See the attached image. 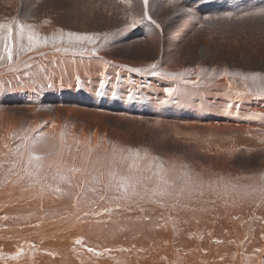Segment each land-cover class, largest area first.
<instances>
[{
  "label": "rangeland",
  "instance_id": "1",
  "mask_svg": "<svg viewBox=\"0 0 264 264\" xmlns=\"http://www.w3.org/2000/svg\"><path fill=\"white\" fill-rule=\"evenodd\" d=\"M111 1L0 0V23H11L14 34L19 21L34 25L41 35L52 36L63 30L65 34L71 31L95 39L94 43L75 42V51L56 52L49 44L35 52L22 54L20 61L29 60V57L32 61L26 65L20 63L14 70L6 58L0 61V113L8 115L4 121L12 125V118L17 123L14 129L20 130L25 123L30 126L33 120L48 118L46 114L54 115L70 133L71 141L65 146L88 152L86 159L89 154L101 155L99 153L106 145L110 152H119L115 158L123 156L128 162L146 160L151 165L157 163L152 157H160L165 167L172 169L170 181L174 180L173 174L183 173L182 185L193 181L195 186L206 190L209 184L222 187L227 183L252 187L254 184L259 185L256 190L260 191L264 187L261 180V174H264V121L247 117L262 112L248 109L237 116L205 112L204 109L193 112L184 106L176 91L169 97L157 93L146 97L141 92L131 90V93L129 90L133 97H140L138 101L129 100L124 86L120 91L108 80L106 87L109 89L106 88L105 92L99 90L98 80L107 75L108 67L131 70L156 64L155 70L186 72L181 77L183 79L194 77L191 72L195 77L200 75L203 78V74L195 72L197 66H201L204 73H212L218 80L228 73L230 84L245 89L243 91L264 87L261 85L264 83V0H151L148 9H144L142 0ZM145 11L156 21L155 25L143 17ZM56 46L71 47L66 35L63 41H57ZM93 48L97 50L95 54L91 53ZM38 52L45 56H37ZM0 54H3L2 41ZM95 56L104 61L88 59ZM86 63L90 65L86 66ZM253 72L261 73L255 81L257 83L250 78ZM133 73L148 76L142 72ZM246 74L249 75L247 80L244 79ZM115 80L119 79L115 77ZM195 83L196 86L201 84L199 81ZM162 84L164 88L168 86L165 82ZM123 93L127 104L123 99L121 101ZM29 94L32 95L30 98ZM162 98L169 102L161 103ZM238 102L244 103L241 98L231 100V103ZM227 118L240 122L230 120L231 125L227 126L204 123L221 122ZM86 137L90 140L85 141ZM14 140L17 142V138ZM121 149L124 150L122 153ZM0 160L3 168L6 164L3 163L13 161V158L3 152ZM262 227L257 228H261L264 235ZM36 246L30 248L37 250L40 245ZM19 248L20 253L27 250L23 244ZM12 252L11 255L0 252V262L33 264L28 256L30 261L17 257L15 260L17 252L15 249ZM40 252L30 251L29 254L37 256ZM89 254L95 260V256ZM114 257L106 255L108 264H118ZM74 261L77 264H98ZM141 261L150 263L148 259Z\"/></svg>",
  "mask_w": 264,
  "mask_h": 264
},
{
  "label": "bare ground",
  "instance_id": "2",
  "mask_svg": "<svg viewBox=\"0 0 264 264\" xmlns=\"http://www.w3.org/2000/svg\"><path fill=\"white\" fill-rule=\"evenodd\" d=\"M39 56L44 57L45 55L43 53ZM82 59H87V57ZM88 59L104 61L96 56ZM31 61V59L26 60V63L21 65H26ZM87 65L90 64L86 63ZM200 67L197 66L195 72L203 74L204 77L202 78L200 75L195 77V73L191 72L194 77L189 79L181 78L185 76L186 72L175 79L167 76L162 78L157 76L154 79L152 75L142 77L123 67L117 68L116 66L115 69L108 67L107 75L102 74V80L105 81L104 88L101 89L99 86L101 80H98V87L99 90L105 91L109 80L112 82V86L116 87L117 85L120 91L124 86L126 97L133 93L131 90H135L134 92L139 94L141 92L146 97L155 93L166 97L162 84L165 82L168 85L166 88L170 87L178 92L184 106L193 112L204 109L205 112L237 116L248 109L264 111V97L257 94L258 88L255 90L250 88L251 91L247 92L243 91L245 89L239 88V86L233 87L230 84L228 73L223 75L222 80H218L212 73H204L205 71L203 72ZM156 71L165 72L160 68ZM50 77L52 76L50 75ZM115 77L119 80L114 81ZM260 80L262 81L261 78ZM154 81L157 82V85ZM186 81H199L201 84L196 86V83ZM161 89L163 90L161 91ZM183 89L185 90L183 91ZM27 96L30 98L32 95ZM122 96L121 101L122 99L125 101L127 98L124 93ZM235 98H241L244 103H231V100ZM133 99L138 101L140 97H133ZM229 105L231 107H228ZM183 110V112H187L185 109ZM233 112L236 114L231 115ZM44 113L46 114L45 111ZM182 113L180 112V114ZM6 114L0 113V154L6 152L13 160L16 159L17 145L22 143L20 137L26 134V130L40 129L39 135H43L46 140L37 143V152L38 154L50 152L52 155L45 160V172H42L38 178L20 179L21 176H24L20 166L15 167L10 173L12 161L4 162L3 164L6 163L4 167H0L2 168L0 170L1 254L3 252L11 255L14 252H12L13 249L17 252L20 249L19 246L23 244L27 250L23 249L17 258L27 261L31 259L33 264H77L75 259L81 260L82 263L94 261L98 264H108L109 258H105L106 255L115 256L114 259L117 258L118 264L119 262L121 264H144L141 259L150 260V263L146 264H264V235L260 232L261 228H257L259 225L263 226L262 230L264 231V193L256 190L259 185L253 184V187L251 185L249 189L240 193L233 192L230 187L226 190L225 186H218V184H209L210 186L206 190H202L198 185L194 186L193 181L191 184L182 185L180 178L183 173L173 174L177 192L180 188L185 190L184 194L178 195L177 199L168 198L159 203L137 200L126 204L113 198L114 191L109 192L105 189L109 171L118 173L124 171L123 164L115 166L109 164V158L119 156V152L112 150L110 152V148L105 145L106 148L103 147L99 153L101 155L90 156L89 154L88 158L91 163L84 164L83 161L88 152L71 150L65 146L67 142L71 141L70 133L56 116L52 115V117L46 114L52 121L48 118L33 120L30 126L29 123H25L24 127L21 125L20 130H15L16 121L10 118L12 125L5 122L4 120L8 117ZM224 120L204 123L212 126H221V124L227 126V124L231 125L228 123L230 120L240 122L234 118ZM36 135L37 133H32V136ZM16 138L17 142L14 140ZM99 139L100 136H98ZM89 140V137L85 138V141ZM106 152L113 156L103 154ZM61 154L67 161V166L84 167L86 172L69 174L70 183L53 179V175L58 170L61 172L65 170L64 166L57 168ZM115 159L119 160L120 158ZM127 163H134L141 169H147L150 165L146 160H129ZM49 164L52 165L51 168H48ZM94 169L99 171L95 172ZM88 173L101 175L103 183L89 184L82 190L80 185L89 178ZM145 175H151V173L145 171ZM57 188L60 189L59 192L56 191ZM92 188H96V192H93ZM252 188H255V191H252ZM226 192L229 194L227 195ZM101 195H107L108 199L100 200ZM117 203L121 204V210L111 213L103 212L104 208H115ZM129 207L131 211L128 210ZM141 208L144 210L140 211ZM85 212H88L89 215L84 216ZM92 213H100V215L95 216ZM78 217L79 219H77ZM77 239H82V243L76 244ZM36 245H40L39 248L32 250ZM89 247L102 252L105 254L104 257L91 253L95 256V260H93V256H89L87 251ZM105 248L111 249V251L103 252ZM121 248L127 249V251H120ZM30 251L41 252L37 256H33L29 254ZM0 264L2 263L0 262Z\"/></svg>",
  "mask_w": 264,
  "mask_h": 264
},
{
  "label": "snow or ice",
  "instance_id": "3",
  "mask_svg": "<svg viewBox=\"0 0 264 264\" xmlns=\"http://www.w3.org/2000/svg\"><path fill=\"white\" fill-rule=\"evenodd\" d=\"M151 0H142V4L144 9H148L150 6ZM143 17L149 20L152 24H156V21L152 19L151 15L148 14L147 11L143 13ZM135 24V22H134ZM131 25V26H134ZM158 26V25H157ZM65 35L68 39V44L71 47H57V41H63ZM0 41L3 43V54H0V61H3L5 58L8 61V64L14 70L16 67L20 65V63H26V61H20L19 57L22 54L35 52L37 49L47 46L51 44L56 52H67V51H75V42L80 41H88L89 43H94L95 39L93 36L88 34H81L77 32H67L66 34L63 30H60L58 34H53L52 36L41 35L39 32L35 30V26L32 24L20 23L16 22L15 26V34L14 28L11 23L3 24L0 23ZM26 41V43L24 42ZM82 51H87V49H82ZM96 49H91V53L95 54ZM38 55H43V53L38 52ZM14 56L16 58V62L14 63ZM31 59V57H29ZM156 64L150 65L148 68H132L133 72H142L146 75L152 76H167L168 78L175 79L177 76L181 75L179 73H168L162 71H156ZM261 76L259 72H253L250 74V78L252 80H256ZM244 79H249V75H245ZM195 83L194 81H186ZM105 85V81H100V88L103 89ZM251 91V89H249ZM164 92L168 96H172L174 89L173 88H165ZM103 94V93H101ZM257 94L261 97H264V87H260L257 89ZM129 99H133V96L129 94ZM168 100H163L161 103H168ZM228 107H231L229 105ZM247 119L251 120H262L264 121V112L262 113H252ZM40 129H29L26 130V134L20 137L22 143L17 145L16 149V159L12 161V168L9 169L11 173L13 169L17 166L21 167L24 176H21L20 179H24L27 177L28 179L38 178L42 172H45V160L48 159L52 155L50 152L39 153L37 152V143L45 141L46 138L43 135H39ZM32 133H37L36 136H32ZM31 136V142H30ZM23 149V151H21ZM124 150L121 149L122 153ZM137 157L139 153L137 152ZM147 156V153H145ZM75 159V157H73ZM152 161L157 162L148 166L147 169H141L138 166L127 163V158L121 156L119 160L115 159V157L109 158L110 165H124L123 172H114L109 171L108 182L105 185L106 191H114V199L117 201H123L126 204H130L134 201H152L159 203L165 199H177L178 195L184 194V188H180L179 192L176 189V182L174 180L170 181L169 174L172 169L166 168L163 161H161L160 157H152ZM84 164L91 163L90 158L85 159L83 161ZM61 166H64L65 170L63 172L57 171L55 175H53V179H59L64 182H71V177L69 174L71 173H80L86 172V168L84 167H76V166H67V161L63 159V155L61 154L59 158V162L57 164V168L59 169ZM52 165L49 164L48 168H51ZM155 169V170H153ZM95 172H98V169H94ZM145 171L151 173V175H145ZM185 175H188L185 173ZM89 178L84 181L82 185H80L83 190L89 184L99 185L102 184L101 175L88 173ZM261 180L264 181V174H261ZM195 186V185H194ZM202 187V185H200ZM225 187H230L233 192L240 193L245 191L250 186H239L236 184H228ZM57 192L60 191L59 188L56 189ZM93 192H96V188H92ZM255 191V188L252 189ZM262 193H264V187L260 189ZM190 194V190H189ZM203 193L201 192V195ZM100 200L108 199L107 195H101L99 197ZM121 210V204L117 203L115 208H104V213H111L113 211ZM131 211V208L128 209ZM144 209L141 208L140 211ZM89 213L85 212L84 216H88ZM92 215L98 216L100 213H92ZM79 219V217L77 218ZM76 244H81L82 239H77L75 241ZM89 253H93L96 256H100L103 253L94 248H87ZM111 249H103V252H110ZM120 251H127V249L121 248ZM20 255V252L16 253V257ZM14 257V258H16Z\"/></svg>",
  "mask_w": 264,
  "mask_h": 264
}]
</instances>
